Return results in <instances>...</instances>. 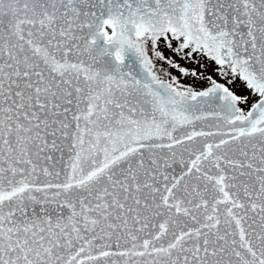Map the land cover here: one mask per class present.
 <instances>
[{"label": "snow or ice", "instance_id": "6c2138e0", "mask_svg": "<svg viewBox=\"0 0 264 264\" xmlns=\"http://www.w3.org/2000/svg\"><path fill=\"white\" fill-rule=\"evenodd\" d=\"M0 264H264V0H0Z\"/></svg>", "mask_w": 264, "mask_h": 264}]
</instances>
